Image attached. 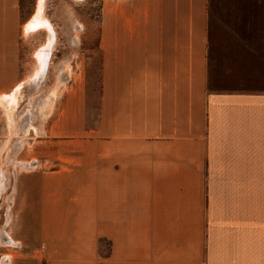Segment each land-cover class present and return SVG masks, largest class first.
I'll return each mask as SVG.
<instances>
[{"label": "crops", "instance_id": "crops-1", "mask_svg": "<svg viewBox=\"0 0 264 264\" xmlns=\"http://www.w3.org/2000/svg\"><path fill=\"white\" fill-rule=\"evenodd\" d=\"M209 24L208 0H102L98 125L11 159L7 264H264V89L208 85ZM219 24L264 57V1ZM23 26L0 0L7 116Z\"/></svg>", "mask_w": 264, "mask_h": 264}, {"label": "rangeland", "instance_id": "rangeland-1", "mask_svg": "<svg viewBox=\"0 0 264 264\" xmlns=\"http://www.w3.org/2000/svg\"><path fill=\"white\" fill-rule=\"evenodd\" d=\"M255 2L208 0L211 88L264 89V57L253 56L252 44H261L255 39L256 31L246 30L240 24L234 25V29H222L219 24L243 21ZM39 4L40 0H20L24 26L18 57L26 82L22 88L18 85L17 103L9 116L0 111V264L10 261L12 244L16 246L10 239L11 224L5 217L6 195L11 190V159L16 165L15 161L21 160L22 148L48 149L35 140L67 133L70 115L83 117L88 128L96 127L99 120L102 0H42V16L51 30L39 26L26 31V23L34 18ZM44 47L41 68L37 53ZM227 57L236 63V68L230 74L217 73L221 58ZM231 76L238 80L231 81Z\"/></svg>", "mask_w": 264, "mask_h": 264}, {"label": "bare ground", "instance_id": "bare-ground-1", "mask_svg": "<svg viewBox=\"0 0 264 264\" xmlns=\"http://www.w3.org/2000/svg\"><path fill=\"white\" fill-rule=\"evenodd\" d=\"M41 4H42V0H40L39 7H38V10H37V13H35L36 15L34 14L35 15L34 18L30 22L26 23V26H25V30L26 31H31L34 28L38 29L39 26H43L44 28H47L48 30H51V27L49 26L48 22L42 16ZM50 42H51V40L49 41V43H48V45L46 47L49 46ZM46 47H44L43 49L39 50L38 53H37V57L40 58L39 62H40L41 68L44 66L41 58H44V55H45L44 52H45ZM19 90H20V86L15 88L13 90V92L9 95L8 104H11V108L12 109L14 108V106L17 103L16 97L18 95Z\"/></svg>", "mask_w": 264, "mask_h": 264}]
</instances>
